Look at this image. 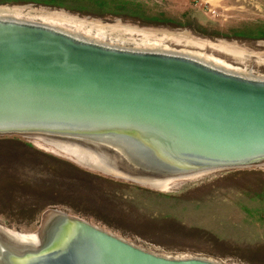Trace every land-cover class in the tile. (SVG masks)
Masks as SVG:
<instances>
[{
	"label": "water",
	"instance_id": "water-1",
	"mask_svg": "<svg viewBox=\"0 0 264 264\" xmlns=\"http://www.w3.org/2000/svg\"><path fill=\"white\" fill-rule=\"evenodd\" d=\"M13 140L179 200L263 173L264 71L117 45L68 14L0 13V141ZM0 264L244 263L153 251L62 209L42 228L0 221Z\"/></svg>",
	"mask_w": 264,
	"mask_h": 264
},
{
	"label": "rangeland",
	"instance_id": "rangeland-1",
	"mask_svg": "<svg viewBox=\"0 0 264 264\" xmlns=\"http://www.w3.org/2000/svg\"><path fill=\"white\" fill-rule=\"evenodd\" d=\"M2 8L68 14L117 45L264 71V0H0ZM62 209L153 251L264 264V171L177 200L28 140L0 141V221L42 228Z\"/></svg>",
	"mask_w": 264,
	"mask_h": 264
},
{
	"label": "bare ground",
	"instance_id": "bare-ground-1",
	"mask_svg": "<svg viewBox=\"0 0 264 264\" xmlns=\"http://www.w3.org/2000/svg\"><path fill=\"white\" fill-rule=\"evenodd\" d=\"M21 9V8H20ZM0 13H22V12H20L19 11V9L17 10L16 8L15 9H0ZM50 14V13H49ZM52 14V13H51ZM57 14V13H56ZM82 23V22H81ZM84 23V22H83ZM89 24V23H88ZM91 24V23H90ZM89 24V25H90ZM86 25V24H85ZM88 25V26H89ZM95 25V24H94ZM97 26V25H96ZM94 27V26H93ZM98 27V26H97ZM91 28H92V26H91ZM98 29V28H97ZM106 29H108V28H106ZM103 30V29H102ZM99 31V30H98ZM101 32V31H100ZM99 33V32H98ZM103 33V32H102ZM100 34V33H99ZM101 35V34H100ZM104 35H105V33H104ZM106 36V35H105ZM151 48H152V46H151ZM166 52V51H165ZM198 57V56H197ZM196 58V57H195ZM207 58V57H206ZM209 59V58H208ZM199 60H201V59H199ZM205 61H206V59H204ZM213 60V59H212ZM210 62V61H209ZM215 63H218V64H223L222 62H220V61H217V60H215ZM226 65V64H225Z\"/></svg>",
	"mask_w": 264,
	"mask_h": 264
},
{
	"label": "flooded vegetation",
	"instance_id": "flooded-vegetation-1",
	"mask_svg": "<svg viewBox=\"0 0 264 264\" xmlns=\"http://www.w3.org/2000/svg\"><path fill=\"white\" fill-rule=\"evenodd\" d=\"M58 213H63V212H58ZM64 214H65V213H64ZM45 237H46V235H45ZM38 240H39V241H37L38 245H37L36 247H38V246H39V247H40V249H41V248H43V246H45V243H46V238H45V240H44V241H41V237H40V238L38 237Z\"/></svg>",
	"mask_w": 264,
	"mask_h": 264
},
{
	"label": "trees",
	"instance_id": "trees-1",
	"mask_svg": "<svg viewBox=\"0 0 264 264\" xmlns=\"http://www.w3.org/2000/svg\"><path fill=\"white\" fill-rule=\"evenodd\" d=\"M45 238H46L45 236H42V237H41V241H44V240H45Z\"/></svg>",
	"mask_w": 264,
	"mask_h": 264
}]
</instances>
